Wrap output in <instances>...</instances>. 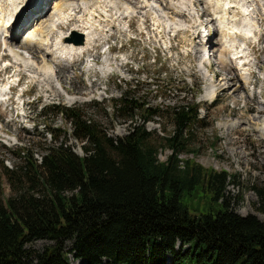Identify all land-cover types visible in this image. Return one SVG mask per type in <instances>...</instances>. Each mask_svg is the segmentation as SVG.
<instances>
[{
	"label": "trees",
	"instance_id": "1",
	"mask_svg": "<svg viewBox=\"0 0 264 264\" xmlns=\"http://www.w3.org/2000/svg\"><path fill=\"white\" fill-rule=\"evenodd\" d=\"M157 63L161 81L168 69ZM111 105L129 121L125 135H109L80 105L62 107L70 133L49 126L43 154L19 147L22 162L2 166L11 192L0 195V264H71L70 256L88 264H264V222L232 209L234 175L188 156L204 123L197 104L162 109L124 90ZM164 110L172 130H148ZM67 133L83 142L82 155ZM159 148L171 151L165 160ZM254 192L264 214V187ZM35 239L51 244L36 251L27 246Z\"/></svg>",
	"mask_w": 264,
	"mask_h": 264
},
{
	"label": "rangeland",
	"instance_id": "2",
	"mask_svg": "<svg viewBox=\"0 0 264 264\" xmlns=\"http://www.w3.org/2000/svg\"><path fill=\"white\" fill-rule=\"evenodd\" d=\"M56 1L50 0L46 4L47 10L44 14L35 23L33 22L34 24L21 31L18 38L10 41L13 45L10 44V49L18 48L24 52L25 57L30 58L34 65L39 63L42 65L41 62L46 60L50 66L48 72L51 80L45 81L46 77L37 73V71L42 72L38 70L37 66L23 69V66L20 67L18 58L7 56L9 59L7 61H10L13 67L0 74L2 80L0 84L5 81L16 82L18 78L20 81L19 88L11 94V105L4 107L0 101V170L2 166L11 168L22 162L17 156L19 147L28 148L34 155L43 154L45 148L52 144L48 135L49 126L58 127L70 133L71 124L59 113L62 107L80 105L87 116H92L102 124L109 135L122 136L130 128L129 121L113 114L114 108L111 105V99L120 97L124 90L129 91L136 98L142 99L149 106H160L162 109L165 106L195 102L199 107V117L203 119L204 123L194 128L187 148L195 150V152L188 156H193L204 167L216 170L224 169L234 175V183L227 186V193L233 200L237 199L236 202H231L232 209L241 215L254 214L264 222V214L255 209L258 198L254 192V187H264V136H262L264 132L259 133L258 130H253L246 119L248 117L255 125L264 122V113L261 112L259 118L254 117L257 108L264 107V76L262 73L264 71V52H255L256 55H254L250 51L246 54L247 62H244V68L246 67L250 71L249 76H252L245 83L241 79L239 70L223 66L218 60L217 54H213L215 49L217 52L221 48V36L216 30L212 37L219 44L210 45V54H208L211 59L209 55L207 59L210 62L207 74L209 78L213 76L212 79H215L216 86L215 92L211 96H205L207 76L201 68L203 60L196 54L197 49L193 47L192 43V35L195 30L197 31L199 23L190 20L188 25L191 24V33L181 36V34L176 35L172 29L165 27L158 32L151 18L144 20L145 25H143L141 18L135 15L133 18L126 19V23L119 22L117 26H120V29H111L108 36L98 37L99 40L88 51L89 53L76 57L77 66L63 68L62 64L57 65L49 55L43 54L44 52L38 53L37 58L34 59L26 48L21 47L22 41L40 20L45 17L50 19V13H52ZM138 1H133L135 2L133 4L138 6L140 3ZM158 1L165 7L169 6L170 0ZM202 3V1L196 2L198 10L203 6ZM141 9H143V5L139 4L138 10ZM145 13L148 14V10ZM98 14L99 11L93 14L92 18H97ZM128 14L130 15L129 12ZM174 17L176 20L180 18ZM182 17L181 20L188 19L186 16ZM204 17L211 20L210 24L206 26L211 33L214 24L210 10ZM114 19L116 20V16ZM73 24L72 22L68 26L65 25V28L57 36L66 32L67 36L78 44V35L81 32L72 30ZM123 25L124 32H121ZM259 28L264 31V21ZM172 35L179 37L174 39ZM259 42H250V44L264 45V36L261 40L259 39ZM10 49L11 54L13 49ZM7 52L5 53L8 55ZM2 61L0 62L2 63ZM158 61L163 62L164 65L161 66L168 69L166 75L163 73L159 77L161 81H158L157 77L155 78V73L161 69L160 65H156ZM228 62L229 59L227 64H230ZM205 63L207 64V61ZM56 73L61 74L59 79ZM13 75H15L14 80H11ZM165 76L169 82L165 80ZM223 77L228 80L230 85L228 88L227 84L225 85L222 81ZM260 101L263 102L262 105H259ZM53 105L56 107H50ZM163 115L164 117L159 115L153 117L145 124L146 128L150 131L155 130L159 135L169 133L172 126L167 119L166 110L163 111ZM66 137L67 143L73 150L82 155L83 142L71 138L68 133ZM170 152L169 149L159 148V159L165 160ZM181 156L187 155L182 154ZM10 192V187L0 174V195L2 193L3 196H7ZM65 194H70V192H65ZM49 244L51 242L46 239H35L27 246L40 251ZM70 263L88 264L84 259L77 260L72 256H70Z\"/></svg>",
	"mask_w": 264,
	"mask_h": 264
},
{
	"label": "bare ground",
	"instance_id": "3",
	"mask_svg": "<svg viewBox=\"0 0 264 264\" xmlns=\"http://www.w3.org/2000/svg\"><path fill=\"white\" fill-rule=\"evenodd\" d=\"M32 1L33 0H5L1 3L0 0V39L1 38L3 39V47L10 49L12 45L11 40L16 39L18 33L20 32L19 28H15L13 29V31H11L12 27L11 26L8 27L11 20L14 18V16H16L15 17L16 19L18 15L21 13L22 8L30 4ZM79 1L80 0H57L53 6L54 9L52 8L51 11L52 13H50L51 14L50 19H47L45 17L42 20H40L36 24V26L30 30L31 32L29 33V35L22 41L23 44L21 47L26 48L29 54H32V58L34 59L37 58L38 53L44 52L43 54H46L47 56L49 55L50 58H52V61L54 60L57 65L62 64L63 68H69V67H74L75 65L77 66V62L75 61L76 60L75 58L81 52L90 51V49L93 47L95 42L99 40L97 39L98 37H102V36L105 37L106 35L108 36V34L111 32V29L114 28L120 29L119 28L120 26H117V24L119 22L122 23V21L123 23H126L125 21L127 17H134L135 15H137L141 18V20H143V22L147 18H151V20L154 21V25H156V30L158 32H160L161 29L165 27L172 29V31L176 35L181 34V36H186V34H188L191 31L190 30L191 24L188 25V22L194 19V17L196 18V21L199 23V26L203 22L205 23L211 22V20L204 17L205 15H207V11L210 10L211 18L213 22L216 23L217 32L219 36H221L220 37L221 48L218 49L217 52L215 49L213 54L214 55L217 54V58L220 61V63L223 64V66L225 65L230 69L231 68L233 69L234 66L236 69H238L240 71L241 79H243L245 83H247L249 80L248 78L252 76V75L249 76L250 71H248L246 67L244 68L245 66L244 62H247V60H245L246 54H248L250 51H252L253 54L255 52H264V45L259 44L261 42V41L259 42V39L261 40L262 36H264V34H261L260 32L261 30L259 28L260 24H262V22L264 21V0H170V2H168L169 3L168 7L161 5L162 3L161 4L158 3L159 2L158 0H139L138 2L140 3H138V6L133 4L135 3L133 2L135 0L133 1L132 0L131 1L130 0H81L80 2ZM201 1L203 2L202 3L203 9L201 12H198L194 6L196 5V2L198 3ZM46 2H49V0ZM20 4L21 6L19 7ZM139 4L143 5V9H141L140 11L138 10ZM78 8L80 9L78 10ZM19 9H20V13L18 14ZM147 10H148V14L145 13V11ZM98 11H99V14L97 15L98 17L92 18V15L96 14V12ZM128 12L130 13V15L128 14ZM32 13L34 14V12ZM115 16H116V20L114 19ZM174 16H178L180 18H183L182 16H186L188 17V19L184 17L185 18L184 20H181L180 18L179 20H176V17ZM72 22L74 24L72 25L71 29L82 33L81 35L83 37V42L81 44H79V42L78 44L75 43V41L71 37L67 36L66 32H64L65 34H60L59 36H57V34L60 33V31H62L63 28H65L64 27L65 25L68 26ZM124 25L121 27L122 28L121 32H124L123 30ZM200 27L202 29V26ZM10 32H11V39L6 40L5 36ZM196 32L197 34L192 37V43H193V47L197 49V52L195 51L196 54L199 55L200 56L199 58L203 60V62L201 63V68L205 76H207V78L205 77L208 81L205 87L207 90L205 92V96H211V94L215 92L214 89L216 84H215V79L214 80L212 79L213 76L212 78H209L207 74L209 69L208 63H210L208 62L207 59H208V55L210 54L209 52L210 45L219 44V42L215 41L214 37H211L210 35L208 37L204 35L200 36L198 34V31L195 30L194 33ZM172 37L174 39H177V37L179 36L176 37L172 35ZM256 41H258L259 43L250 44V42H256ZM5 48L3 49L4 53L1 54V57L7 58L8 55H12L13 57L18 58L20 60L18 61L20 63V67L23 66V69L32 66H37L39 68L38 70L42 71V72L37 71V73H41L44 77H46L45 81L48 82L51 80V77L48 72L49 70L48 68L50 66L47 64L46 60L43 59L44 61L41 62L42 65L40 63L34 65V63H31L30 58L25 57L24 52H21V50H19L18 48L17 49L11 48L13 49L14 52L11 51L12 52L11 54L7 52L8 55L5 53L7 51V49ZM1 50L2 48H0V51ZM1 57H0V61H1ZM209 58L211 59L210 55ZM228 59H229L228 63L230 64H227ZM252 59L254 60V56ZM206 61L207 64L205 63ZM7 62H8V67L6 68V70L10 67H13V64L10 61ZM15 62L18 63L17 61ZM68 62H71L73 64L70 65ZM262 73L264 74V71ZM56 74L58 75L57 77L59 79L61 77L60 76L61 74L60 73L59 74L56 73ZM16 75L18 76V74ZM14 77L15 75L9 78L11 80H14ZM216 78L218 79V76H216ZM222 81H224L225 85L227 84L226 85L227 88L228 86H230L228 84L227 78L223 77ZM3 87L4 85L0 87V95H2L1 94L2 91L5 90V88ZM54 92L57 93V91L55 90ZM7 94L8 93H5L2 96H5ZM258 103L259 105L263 104L262 101ZM261 112L264 113L263 106L261 107L259 106L257 108L254 117L255 118L261 117V115H259ZM246 119L249 121L248 125L251 126L253 130L256 131L258 130L259 133L264 132L263 121L260 124L256 123L255 125L251 119H249L248 117Z\"/></svg>",
	"mask_w": 264,
	"mask_h": 264
},
{
	"label": "water",
	"instance_id": "4",
	"mask_svg": "<svg viewBox=\"0 0 264 264\" xmlns=\"http://www.w3.org/2000/svg\"><path fill=\"white\" fill-rule=\"evenodd\" d=\"M79 43H82V36L80 35L79 36V40H78Z\"/></svg>",
	"mask_w": 264,
	"mask_h": 264
}]
</instances>
